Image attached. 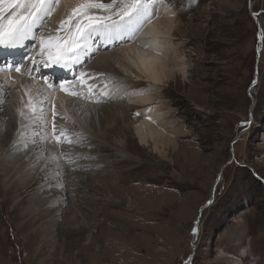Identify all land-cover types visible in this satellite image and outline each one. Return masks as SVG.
I'll return each instance as SVG.
<instances>
[{
  "label": "rangeland",
  "instance_id": "374dc122",
  "mask_svg": "<svg viewBox=\"0 0 264 264\" xmlns=\"http://www.w3.org/2000/svg\"><path fill=\"white\" fill-rule=\"evenodd\" d=\"M164 1L176 18L174 42L191 64L188 81L178 76L162 88L163 100L190 131L180 138L189 160L171 155L175 165L166 164L123 127L118 136L138 158L114 162V175L101 178L106 185L85 182L51 206L46 201L60 197L58 187L9 181L7 194L1 172L9 170L0 169V264H189L192 256L191 264H264V0H252L261 39L249 0ZM133 114L130 109L127 120ZM0 121H6L4 107ZM71 166L79 176L84 172ZM142 180L159 198L129 210L127 194L143 190ZM211 196L195 240L192 229ZM56 217L50 233L47 220ZM90 228L94 243L85 244Z\"/></svg>",
  "mask_w": 264,
  "mask_h": 264
},
{
  "label": "bare ground",
  "instance_id": "6f19581e",
  "mask_svg": "<svg viewBox=\"0 0 264 264\" xmlns=\"http://www.w3.org/2000/svg\"><path fill=\"white\" fill-rule=\"evenodd\" d=\"M76 3L77 0L62 2L47 19L46 28L41 31L55 35L59 21L69 14ZM153 11L155 13L153 18L144 23L132 38L126 35L122 40L109 42L106 37L98 36L89 41V50L81 54V63L71 68L38 66V71L32 73L31 79L27 76L21 77L14 71L0 72V83L11 84L15 79L17 83L24 81L34 93L39 89L40 99L45 100L44 115L49 121L46 126L49 132L53 120L51 107L53 103L56 105L57 127L67 129L74 138L77 134L80 137L79 143L60 147L64 151L68 149L71 152L70 155L75 159L72 164L76 165V168L79 165L84 169L79 176L76 170H72V164L58 158L59 153L52 143L45 144L43 141L32 143L33 132L37 129L29 121H22L16 112L22 103L20 96L23 89L17 91L9 87L5 92L0 93V101H3L0 107H4L6 119L5 123L0 121V136H3V143L0 142V169L9 170L8 173L1 172L2 184L7 194H11L7 192L9 181L23 184L39 181L44 188L63 184V187L52 186L58 187L61 195L46 201L48 206H51L69 196L72 188L81 186L85 182L106 185L107 182L101 178L107 173L113 174L114 162L124 161L126 158H138L126 151L127 138L118 136L124 132V128L125 131L132 133V137L140 146L149 147L166 164L175 165L176 161L171 155H179L184 160H189L190 154L187 151L186 154L183 153L180 138L188 135L190 131L174 116L175 110L171 108L170 103L163 100L162 88L178 76L188 81L187 71L191 64L187 63L184 53L174 42L177 23L171 7L164 1L153 5ZM11 12L12 9H8L4 13V18L6 19ZM130 23L133 27L136 26L135 21ZM32 44L33 41L28 40L25 41L23 48L0 49V55L7 54L0 56L1 62L6 64L22 61L24 64H30L28 57L33 55L30 47ZM5 64L0 63V68ZM80 72L87 73L90 77H85L86 85L83 88L79 87L77 79ZM44 76L49 77V83L57 86L62 81L73 82L77 85L74 90L85 94H87V85H91V97H70L62 90L48 89L41 79ZM5 77L9 79L5 81ZM139 87H143V90ZM130 109L134 110V114L127 120ZM104 120H109L106 130L101 127ZM22 124L25 127H22ZM110 135L116 136L114 141H108ZM16 141L27 142L28 146L25 148L23 143H14ZM9 147L10 151L5 153L6 148ZM23 150L25 151L16 155L18 151ZM173 174L177 177L180 175L176 170ZM145 179H150V175ZM112 184H116V181H112ZM145 184L147 185V181L142 180L139 187L142 186L143 190H137L131 195L127 194L126 206L129 210L141 211L139 204L148 207V203L156 196L159 198L150 191V188H154L145 187ZM106 198L114 201L111 195H107ZM58 213L59 211L56 212ZM56 219L57 217L55 221L47 220L48 228H52L50 233L55 230ZM83 225L90 227L87 223ZM95 231L90 228L85 244L94 243L92 233ZM98 251L100 252V249Z\"/></svg>",
  "mask_w": 264,
  "mask_h": 264
},
{
  "label": "snow or ice",
  "instance_id": "6c2138e0",
  "mask_svg": "<svg viewBox=\"0 0 264 264\" xmlns=\"http://www.w3.org/2000/svg\"><path fill=\"white\" fill-rule=\"evenodd\" d=\"M62 2L67 3L68 0H0V49L23 48L25 41H33L30 45L33 55L28 57L30 64H24L22 61L6 63L3 68H0V72L14 71L21 77L27 76L31 79L32 73L38 71V66L71 68L81 63V54L89 50V41L95 37L104 36L109 42L122 40L126 35L132 38L135 32L155 15L153 5L163 3L164 0H77L69 14L59 21L55 35L41 31L46 28L47 19ZM8 9H12V12L5 19L4 13ZM131 21L136 22L135 27L132 26ZM130 32L131 35H129ZM85 77H89V74L80 72L77 77L80 88L86 85ZM8 79V77L4 78L5 81ZM41 79L48 89L62 90L70 97L90 98L92 94L91 85H87V94H85L74 90L77 85L73 82L62 81L57 86L49 83L47 76ZM9 87L17 91L23 89L20 96L22 103L16 112L22 121H29L37 129L33 132L32 143L39 141L45 144L52 143L59 153V159H65L68 164L74 163L73 157L60 146L77 144L80 142V137L77 134L74 138L67 129L57 127L56 105L53 103L51 107L53 120L49 132L46 128L49 121L44 115L45 100L40 99L39 89L34 93L24 81L17 83L13 79L11 84L0 83V93L5 92ZM104 94L108 95V93ZM2 103L3 101H0V104ZM21 126L25 127L23 124ZM14 143H23L25 148L28 146L27 142L23 141ZM80 158L90 159L91 157ZM52 186L63 187V184L50 185ZM192 232L196 235L198 228L194 227Z\"/></svg>",
  "mask_w": 264,
  "mask_h": 264
},
{
  "label": "water",
  "instance_id": "95a60500",
  "mask_svg": "<svg viewBox=\"0 0 264 264\" xmlns=\"http://www.w3.org/2000/svg\"><path fill=\"white\" fill-rule=\"evenodd\" d=\"M248 9H249V12H250V14H251V16H252V18L255 20V22H256V24H257V26H258V37L260 38L261 37V31H262V28H261V24H260V21H259V18H258V15H259V13H257V12H254L253 11V9H252V0H249V2H248ZM259 47H258V49H257V55H256V60H257V62L259 61V58H260V52H261V50H262V47H263V43H262V41L260 40L259 41ZM257 79H258V76H257V72H256V75H255V78H254V80H253V84L255 85L256 83H257ZM235 142H234V139L232 140V142H231V144L233 145ZM232 156H234V153H233V149H232ZM232 159H233V157H232ZM232 160H229L228 161V163L227 164H229L230 162H231ZM224 168V167H223ZM220 181V175L218 176V178L216 179V185L218 184V182ZM216 185H215V187H216ZM215 189V188H214ZM209 201H211V203H208ZM212 202H213V196H211L210 197V199L200 208V210H199V215H198V219H197V222H196V228H198V232H197V234L195 235V237H194V239L196 240L197 239V235H198V233H199V231H200V221H201V212L206 208V207H208V206H210L211 204H212ZM195 250V247H193V251ZM192 258H193V256L191 257V260H190V262H189V264H191V262H192Z\"/></svg>",
  "mask_w": 264,
  "mask_h": 264
},
{
  "label": "built area",
  "instance_id": "2783aa9c",
  "mask_svg": "<svg viewBox=\"0 0 264 264\" xmlns=\"http://www.w3.org/2000/svg\"><path fill=\"white\" fill-rule=\"evenodd\" d=\"M254 88V87H253ZM255 89V88H254Z\"/></svg>",
  "mask_w": 264,
  "mask_h": 264
}]
</instances>
